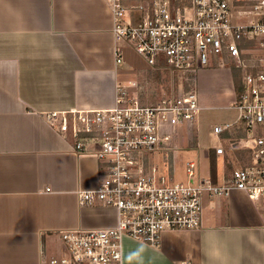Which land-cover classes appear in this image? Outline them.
<instances>
[{
	"label": "built area",
	"instance_id": "1",
	"mask_svg": "<svg viewBox=\"0 0 264 264\" xmlns=\"http://www.w3.org/2000/svg\"><path fill=\"white\" fill-rule=\"evenodd\" d=\"M104 1L116 40L166 77L159 92H144L139 79L118 84L112 108L47 113L53 129L74 137L75 152L100 162L98 186L78 191L79 205L114 208L118 222L61 230L62 256L43 264H123L126 237L158 246L167 231L200 229L206 195L238 189L264 209V0ZM227 57L243 70L244 91L234 106L236 121L214 127L231 152L223 145L214 150L232 168L224 183L197 181L190 162L188 183L173 184L156 162L159 152L173 148L164 127H194L202 109L194 88L199 71L226 67ZM116 58L123 62L122 49Z\"/></svg>",
	"mask_w": 264,
	"mask_h": 264
},
{
	"label": "crops",
	"instance_id": "2",
	"mask_svg": "<svg viewBox=\"0 0 264 264\" xmlns=\"http://www.w3.org/2000/svg\"><path fill=\"white\" fill-rule=\"evenodd\" d=\"M114 24L104 0H0V264H43L64 252L61 230L117 225L116 209L79 205L100 162L46 116L115 103L129 76ZM205 197L200 229L167 231L158 246L126 237L123 264H264L263 206L238 189Z\"/></svg>",
	"mask_w": 264,
	"mask_h": 264
},
{
	"label": "rangeland",
	"instance_id": "3",
	"mask_svg": "<svg viewBox=\"0 0 264 264\" xmlns=\"http://www.w3.org/2000/svg\"><path fill=\"white\" fill-rule=\"evenodd\" d=\"M235 13L236 10L233 11V14ZM246 20V18L239 20L233 18L234 23L237 21L245 22ZM127 46L125 43L120 44V47L124 49L126 64L124 62L119 66L125 67L127 69L126 74L129 76L124 80L128 82L139 79L144 92H159L164 82L163 79L166 77L165 74L151 71L146 61ZM230 64L232 65V63ZM230 64H227L224 69L211 65L209 68L199 71L197 84L194 88L197 91L202 109L198 113L192 129L187 124H179L175 128L170 125L164 127L166 133L174 136L173 148L171 151L159 152L156 162L166 174L170 175L173 184L188 183L190 178L187 170L190 162H195L197 165L196 176L194 177L197 181L199 179H214L215 176L219 178L227 166L226 160L222 157H216L214 164L211 159V151L223 145L228 152H231L230 144L214 133L215 126L234 122L238 117V111L234 106L239 97L229 76ZM137 69L147 70L138 73ZM113 106L112 103L103 108H112ZM62 254L63 251L58 255V258Z\"/></svg>",
	"mask_w": 264,
	"mask_h": 264
},
{
	"label": "trees",
	"instance_id": "4",
	"mask_svg": "<svg viewBox=\"0 0 264 264\" xmlns=\"http://www.w3.org/2000/svg\"><path fill=\"white\" fill-rule=\"evenodd\" d=\"M227 63L228 64L232 63L234 83H235V91L238 94V97H240V95L244 91V81H243L244 72L241 68H237L235 66L234 62L231 61V59H229L228 57H227ZM151 71H153V70H151ZM211 159H212L213 163L215 164L216 163V152H215V150L211 151ZM226 165H227L226 171H227V173H229V171L232 168V164L227 163Z\"/></svg>",
	"mask_w": 264,
	"mask_h": 264
}]
</instances>
